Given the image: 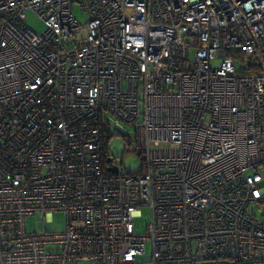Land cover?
Wrapping results in <instances>:
<instances>
[{
  "label": "built area",
  "instance_id": "built-area-1",
  "mask_svg": "<svg viewBox=\"0 0 264 264\" xmlns=\"http://www.w3.org/2000/svg\"><path fill=\"white\" fill-rule=\"evenodd\" d=\"M263 172L264 0H0V264H264Z\"/></svg>",
  "mask_w": 264,
  "mask_h": 264
},
{
  "label": "rangeland",
  "instance_id": "rangeland-1",
  "mask_svg": "<svg viewBox=\"0 0 264 264\" xmlns=\"http://www.w3.org/2000/svg\"><path fill=\"white\" fill-rule=\"evenodd\" d=\"M74 14L75 16L82 21H85L84 17L79 16V8L77 5L74 6ZM36 33H41L44 31L43 21L37 17L31 11L28 12L27 18L25 21ZM214 62H212V65ZM126 131H122V133H115L112 136V139L108 143L110 150L114 156L117 157L119 163H123V165L131 171L138 172L141 169L142 161L138 154L126 153L127 149V137L123 136ZM122 157V159H121ZM264 177V172L262 173ZM253 211L258 217H262V212L257 207H252ZM150 220V212L148 208H144L141 216L136 218L135 221V230L137 232H143L145 229L146 223ZM66 227V217L62 212H53L50 215L42 217L39 213L34 215L27 216L25 218V228L27 231H35V232H44L48 231H56L63 230ZM150 256V245H147V254L144 256L145 258ZM83 264V263H80Z\"/></svg>",
  "mask_w": 264,
  "mask_h": 264
},
{
  "label": "trees",
  "instance_id": "trees-1",
  "mask_svg": "<svg viewBox=\"0 0 264 264\" xmlns=\"http://www.w3.org/2000/svg\"><path fill=\"white\" fill-rule=\"evenodd\" d=\"M114 134H115V133L112 132V131H111V132H107V133H103L105 139L107 140V143L110 142V140L112 139V136H114ZM109 151H110L111 155L114 156V155L112 154L111 150H110V147H109Z\"/></svg>",
  "mask_w": 264,
  "mask_h": 264
},
{
  "label": "water",
  "instance_id": "water-1",
  "mask_svg": "<svg viewBox=\"0 0 264 264\" xmlns=\"http://www.w3.org/2000/svg\"><path fill=\"white\" fill-rule=\"evenodd\" d=\"M263 212H264V208H263Z\"/></svg>",
  "mask_w": 264,
  "mask_h": 264
}]
</instances>
